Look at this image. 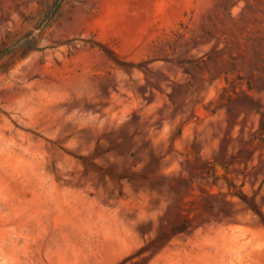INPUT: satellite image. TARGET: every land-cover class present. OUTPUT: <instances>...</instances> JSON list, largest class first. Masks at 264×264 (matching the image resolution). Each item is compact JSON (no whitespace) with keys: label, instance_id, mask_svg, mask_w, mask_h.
I'll return each instance as SVG.
<instances>
[{"label":"rangeland","instance_id":"rangeland-1","mask_svg":"<svg viewBox=\"0 0 264 264\" xmlns=\"http://www.w3.org/2000/svg\"><path fill=\"white\" fill-rule=\"evenodd\" d=\"M56 2L0 0V264H264V0Z\"/></svg>","mask_w":264,"mask_h":264},{"label":"trees","instance_id":"trees-1","mask_svg":"<svg viewBox=\"0 0 264 264\" xmlns=\"http://www.w3.org/2000/svg\"><path fill=\"white\" fill-rule=\"evenodd\" d=\"M66 0H57V2L53 5V7L49 10L48 14H47V26H49L51 24V22L58 16V14L60 13V11L63 8V5L65 3ZM103 47V46H102ZM36 47L31 48L30 50H35ZM106 49V48H104ZM109 51V50H106ZM231 187V185H230ZM233 195H239V197L247 202V198H245L244 194H238L237 192H232ZM260 215L264 218V214L262 212H260Z\"/></svg>","mask_w":264,"mask_h":264}]
</instances>
